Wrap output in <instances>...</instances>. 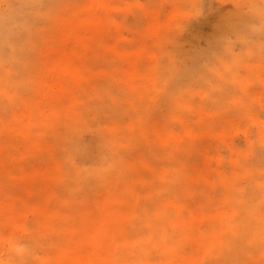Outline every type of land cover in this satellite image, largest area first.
Wrapping results in <instances>:
<instances>
[{"label":"rangeland","instance_id":"rangeland-1","mask_svg":"<svg viewBox=\"0 0 264 264\" xmlns=\"http://www.w3.org/2000/svg\"><path fill=\"white\" fill-rule=\"evenodd\" d=\"M8 1L18 6V0ZM91 1L60 0L56 11L42 8V15L30 25L39 36L38 47L24 49L21 60L11 64L12 71L17 68L24 75L22 83L9 90L11 95H18L17 102L13 98L0 102V264H22V254L18 251L21 248L31 252L33 264H76L74 255L90 240V233L95 229L85 226L94 220L91 216L86 221L83 218L84 189L69 179L73 178L76 166L85 167L88 162L77 153H70L68 148L75 151L76 146L95 147L99 128L109 127L114 120L127 125L137 117L135 113L132 116L125 112L114 114V108L122 109L131 100L144 101L153 107L145 115L149 139L154 140V127L160 125L185 144L186 152L175 147L168 150L161 141L153 146L148 144L155 154L153 157L147 146L142 155H131L130 148L125 151L131 179L138 180L134 189L139 206L150 202L154 209L164 201L157 189L165 191L169 181L177 182L174 193L163 195L169 201L168 217L162 216L167 220L174 216L175 206L182 208L185 219L190 209L229 218L225 212H232L227 208L233 209L235 202L224 200L228 189L220 176L247 171L253 154L244 159L239 153L247 149L248 140L258 149L260 144L256 139L260 134L264 137V0H104L106 6L98 7L97 11L107 18L106 26L100 31L91 29L84 33L81 39L84 37L87 43L78 46L85 64L81 81L72 84L68 80V92L57 100L55 112L50 113L52 108L46 103L38 106L47 95L44 80L54 76L47 69L50 51L58 46L76 45V40L72 42L62 36L61 17L72 12L82 16L81 12ZM232 23L238 27L232 28ZM22 28L24 25L15 22L8 31L18 33ZM243 40L247 42L242 43ZM236 54L242 59L236 69L238 78L246 82L233 88L239 105L230 102L228 109H218L202 95L204 89L203 92L196 89L188 105L182 103L186 107L179 109L178 105L176 114L174 107L170 109L172 101L166 96L165 87L178 90L191 80L186 73L172 76L170 84H163L169 77L167 72L172 73V56L179 58L185 72L196 70L208 75L211 66L219 65L218 59L232 61ZM6 67L0 66V73ZM30 111L40 114L32 115ZM188 125L196 131L195 138L187 136ZM71 129L72 133L68 134ZM208 129L211 134L206 135ZM136 139L139 137L133 140ZM139 140L137 144L145 143ZM204 166L209 168V182H201L192 194H187L182 177ZM242 175L237 177V186L248 183L246 174ZM43 177L53 181L48 183ZM259 177L263 178V174ZM96 191V194L90 192V204H95L98 201L95 199L107 190ZM67 200L74 203L70 205ZM13 207L21 217H10ZM42 207L52 214L38 212ZM261 209L264 211V206ZM213 222L207 217L198 223L205 239L182 240L178 249L171 252L175 259L189 257L198 250L197 255L203 258L201 264H218L227 252L226 241L222 246L200 244H208L211 230L219 231L222 227V223L212 225ZM122 225L125 233L119 239L118 252L132 261L133 253L140 246L124 247L123 242L132 243L146 230L140 229L141 218L137 216ZM181 235L179 228L168 230L171 243L182 238ZM168 255L158 247L150 256L151 264H167L164 258ZM176 260L170 264H178ZM242 264H264V245L254 248Z\"/></svg>","mask_w":264,"mask_h":264},{"label":"bare ground","instance_id":"bare-ground-1","mask_svg":"<svg viewBox=\"0 0 264 264\" xmlns=\"http://www.w3.org/2000/svg\"><path fill=\"white\" fill-rule=\"evenodd\" d=\"M18 6H13V3L8 0H0V66L5 67L4 73H0V102L7 99H12L17 102L18 95L9 93L10 88L17 87L22 83L23 75L17 68L12 71L11 64L21 60V54L24 49L37 48L38 38L36 35L37 31L33 30L30 25L34 19L42 15L40 11L44 8L47 11H56L60 8L57 5L60 0H18ZM104 0H92L84 8L83 15L80 16L76 12H72L68 16H62V36L67 40H76V45L70 47L58 46L51 50V61L48 64V71L54 76L44 80L43 84H46L47 95L38 104L46 103L50 106L51 112H55V106L57 100L62 95L68 92L67 84L68 80L72 84L81 81V71L84 70V54L82 50L78 49L83 43H87V40L81 36L94 29L100 31L101 27L106 26L107 18L97 11L98 7L106 6ZM4 6H7L3 9ZM32 5V6H31ZM31 7L34 9H31ZM109 11V10H108ZM33 12V13H32ZM15 22L24 25L21 32L11 33L8 31L10 26ZM238 27V24L232 23ZM103 31L102 33H104ZM42 34L41 31H39ZM103 37V36H102ZM6 39V40H4ZM242 43L247 42L246 40L241 41ZM66 46V45H65ZM9 48V52L6 51ZM172 73L167 74L169 77L165 79L163 84H170V78L172 76H181L189 74L191 80L184 87L170 88L165 87L166 96L170 98V109L174 107L175 114L177 113L178 105L179 109L186 107L185 103L193 99L195 90L199 89L203 92L202 95L208 97L211 104L218 109L226 110L231 106L230 102L238 104L235 98V84H246L245 79H239L237 72V66L241 62L240 54H236L232 61L222 58L219 60L217 67L211 66L208 75H203L196 70H182V64L179 58L172 56ZM9 61V62H7ZM2 64V65H1ZM1 69V68H0ZM27 69V68H26ZM28 70V69H27ZM57 87V89L53 87ZM68 97V94L65 98ZM119 98V97H118ZM183 98V99H182ZM114 103V97L112 98ZM209 101V102H210ZM115 105V104H114ZM144 105V108H143ZM239 105V104H238ZM263 107L262 104H260ZM57 108V106H56ZM153 107L145 105L144 101L136 102L131 100L128 106L122 109L114 108L112 113H128L129 116L136 114V118H132L129 124L123 125L122 123L117 124V121H113L109 127L98 129V144L95 147H75V151L68 148L70 153H77L78 157L86 162L87 166H76L74 169L73 178L69 179L72 184H76L79 188H83L85 192V199L82 201L85 204L83 210V218L86 221L88 216H91L94 221L86 222L85 226L89 229H95V232H91L90 240L81 245L74 255V261L76 264H151L150 256L154 254V251L158 247L162 248L166 254H169L164 258V263L170 264L176 260L172 255L174 249L181 245L182 240L185 242H197L205 239V234L200 231L197 227L203 219L210 217L214 222L221 220L217 223L221 224L222 227L219 231L213 232L208 237L210 240L208 244L200 242L203 246L213 247L216 244L223 245L226 241L227 252L223 254L218 260V264H242L247 259L253 249L264 245V211L261 209L264 206V137L258 135L256 141L260 144V147L255 148V143L248 140V147L246 150L241 151L240 157L244 159L253 154V160L249 165L247 171L240 173L233 172L230 176L221 175L222 183L227 186V194L224 196L225 201L235 202L233 209L227 208L232 212H225L229 218L218 216L217 214H205L202 210L198 209L194 211L190 209L189 217L187 219L182 218V208L179 206L173 207V217L167 220L162 216L168 217V202L166 201V194H172L175 191L176 181H169L168 186L164 189H157L161 194V199L164 201L157 205L153 209V205L150 202H146L143 206H139V196L135 192L134 186L138 182L136 179H131L130 165L127 164L125 157V151L131 149V155L134 153L142 155L144 147L147 146V151L150 153V157L155 154L152 148L148 145H157L158 141L164 143L166 148L169 150L171 147H175L179 151L186 152L185 144L181 141H177L174 135H170L163 127L157 125L154 127L156 135L154 140L149 139V125L146 122L148 116L152 111ZM41 111V110H39ZM40 114L38 111H30V114ZM167 114L165 113L164 116ZM117 115H112V118ZM118 118V117H117ZM167 118V116H166ZM177 118V117H176ZM83 119V117H82ZM167 120V119H166ZM84 122H86L84 120ZM73 127V126H72ZM71 127V128H72ZM187 136L195 138L197 136L196 131L192 130L188 125ZM68 132V131H67ZM72 133V129L68 134ZM206 135L211 134V130L208 129ZM66 135V131L64 133ZM69 137V138H68ZM66 139H70V136ZM139 137L145 143L137 144L139 139L133 140ZM141 137V138H140ZM175 140H173V139ZM192 139L191 141H194ZM130 148V149H129ZM263 148L262 150H259ZM96 150V151H95ZM136 156V155H133ZM137 158V157H136ZM135 158V159H136ZM134 159V160H135ZM133 160V161H134ZM239 158L235 160L237 163ZM207 167L196 168L192 174L185 173L182 177V181L187 185V194H192L195 190V186L202 183L209 182ZM258 172V173H257ZM179 173L177 178H179ZM257 173V174H256ZM263 174V178H258V175ZM246 174L248 178L247 185L237 186V177ZM48 178H44L46 180ZM165 181V179H163ZM53 179H48V183L52 182ZM142 183V181H139ZM214 186V183L210 184ZM106 188L107 191L103 193L102 197H97L98 200L95 204H90V192L96 194V189ZM157 192V193H158ZM164 195V196H163ZM208 197V196H207ZM209 198V197H208ZM67 203L72 205L73 200H67ZM130 207V209H128ZM152 207V211L150 209ZM41 214L49 215L51 211L42 207L37 210ZM36 211V212H37ZM57 212V210H55ZM211 215V216H209ZM22 214L16 212L15 207L11 208L10 217H21ZM137 216L141 218V227L146 230L143 236L139 239L133 240L132 243L128 244L127 241L123 242L124 247H135L140 246L135 254L133 253L132 261L124 255H120L118 250L120 247L119 239L125 233V227L122 222L128 223L129 220ZM203 216V217H202ZM207 216V217H206ZM202 217V218H201ZM162 219V220H161ZM161 220V223H160ZM224 223V225H223ZM133 226V225H132ZM214 227V226H213ZM169 228H179L182 238L174 242L168 240ZM207 237V236H206ZM171 243V244H170ZM21 252V263L22 264H33L31 252H26L24 248L18 250ZM194 254L185 257H176L178 264H201L203 258L197 255L199 251L194 250ZM153 257V256H152ZM253 258V255L250 256Z\"/></svg>","mask_w":264,"mask_h":264}]
</instances>
